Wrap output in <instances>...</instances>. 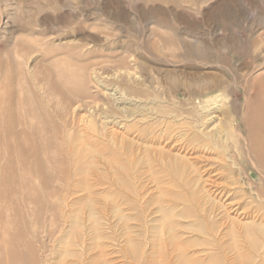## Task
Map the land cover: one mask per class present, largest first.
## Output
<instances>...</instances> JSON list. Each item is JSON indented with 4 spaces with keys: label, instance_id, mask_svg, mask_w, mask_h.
Returning a JSON list of instances; mask_svg holds the SVG:
<instances>
[{
    "label": "rangeland",
    "instance_id": "1",
    "mask_svg": "<svg viewBox=\"0 0 264 264\" xmlns=\"http://www.w3.org/2000/svg\"><path fill=\"white\" fill-rule=\"evenodd\" d=\"M262 72L264 0H0V116L7 107L27 129L28 103L57 139L51 202L30 170L39 235L19 200L36 261L264 264V181L244 123L255 124L248 108ZM143 78L144 95H129ZM199 100H218L217 118ZM74 135L78 165H92L85 180L66 150ZM159 149L185 169L173 172L182 165Z\"/></svg>",
    "mask_w": 264,
    "mask_h": 264
},
{
    "label": "bare ground",
    "instance_id": "2",
    "mask_svg": "<svg viewBox=\"0 0 264 264\" xmlns=\"http://www.w3.org/2000/svg\"><path fill=\"white\" fill-rule=\"evenodd\" d=\"M134 62L135 65L142 68L141 64L138 61L134 60ZM122 69L128 71V73L133 70L131 66H126ZM94 71L93 72L95 73V75H98L97 68H95ZM94 78H95L94 80H96L97 77ZM106 79L108 78L106 77ZM119 79L121 80V76L119 77ZM217 79L219 78L217 77L215 80H213L212 84L213 85L216 84L220 86L221 81H218ZM116 80L117 83L118 82L121 83L120 80L118 79ZM147 80L143 78L141 80L142 84H140L141 87L137 88L136 90H133V88H129V92H128L129 95H133V96L136 95L139 97L143 96L144 92L142 86ZM253 85H254V90L253 89L251 90L252 93L250 95L253 96V94L255 93V99H254L255 103L251 108H248V113H251L252 120L255 122V124L247 125L246 123L247 119L245 117L244 123L247 131V138L245 139V142L250 147L249 150H251V152L253 153V157H255L258 164L261 165L262 169H259V172L261 178L263 179L262 181H264V118L261 117L262 115H264V107H263L264 72L256 76ZM255 87L257 88V91L255 90ZM94 88H96L97 90V97H101V95H103L104 92L102 93V91L99 89L98 81L97 83L94 84ZM116 91L122 92V89H120L118 84H117V88L114 90V93L118 94ZM225 93H226L225 89L221 90L220 96L222 97L223 100L225 97ZM89 99L91 104L90 106L92 107L93 111L97 112V105L100 106L99 104L100 101L95 102V99L91 97H89ZM114 101H119V99L114 98ZM210 101L199 100V104L200 105H203L205 103L210 104ZM217 101L214 100V102H211L212 105L210 104V106L213 107L211 109L208 108L209 114L207 116L208 117L211 116L210 117L211 120L212 118L213 119L217 118L215 115L217 110H214L215 109L214 107H218ZM219 101L221 102L222 100ZM108 105L109 103L107 102L106 107ZM26 106H27L26 110L28 112V118L30 119L29 120L30 124H28L27 129L22 128L19 121L15 119V116L13 115L12 111H10V109L7 107H4L2 114L0 116V264H40L39 262L36 261L37 260L36 253L26 238L27 224L22 223L21 221L19 215L20 212L19 200H22L23 203L25 204L27 212L29 213L31 220L33 221L34 230L36 234L39 235L40 231L39 229H37V224H38V219L40 218V215L42 213L43 207L41 205L38 192L34 184L32 183V179H31L32 174L30 173V170L36 176H38L40 185L42 187H45L46 189H48V187H51V180L55 176L54 169L51 167V165L53 164L55 165L56 163V159H54L52 155V149L54 147V142L57 139L54 138V132L53 130H51V124L49 125L50 126L49 128L53 133V137L51 136V134L45 133L44 129L41 127V124L37 120L30 105L26 103ZM206 106L203 105V107ZM108 109L111 110L112 107L109 106ZM107 112L111 114L113 113L112 111H107ZM113 115L115 116V114ZM119 116L108 117L110 118V121L108 123L110 125L111 124L118 125V121H120ZM61 122L64 127L65 120H61ZM27 132L30 134L31 141L28 137ZM229 134H230L229 136L233 137L235 141H237L239 137L241 139L244 138L237 128L234 132L230 130ZM74 138L72 139V142H70V144L66 146V150L67 153L69 151L72 154V157L74 158L73 167L76 168V174L78 176H82V178L85 180V178H87V171L92 165H84V164L78 165V163L81 162V156L79 154V151L76 150V148H84V145L80 143V141L78 140V138L75 137V135ZM236 138L238 139L236 140ZM164 140L167 142L166 144H168L170 141L169 138H165ZM217 141L218 143H216V145L218 146L220 145L221 142H219V138L217 139ZM2 148L3 151L1 150ZM158 151L162 152V157H165V159H167L168 164L171 165L172 163H176L182 165V168L171 166L170 169L173 172L179 174L181 169L182 170L185 169L186 162L171 155L170 154L171 152L166 153L163 152L162 149L161 150L159 149ZM59 153L62 155V156L60 155V158L66 156L63 150H59ZM64 164L65 162L63 161L62 165ZM47 191L49 197L47 198L51 202V194L49 189ZM22 193L24 194L23 196ZM12 201H15V205H16L15 208L17 209L18 218H16V215L14 214L15 208L12 205L13 203ZM53 214H54V210L51 207L50 228L48 232H46L49 238L54 237L53 231L55 229V222L53 221L54 220ZM42 261L41 262L43 264L45 258Z\"/></svg>",
    "mask_w": 264,
    "mask_h": 264
}]
</instances>
